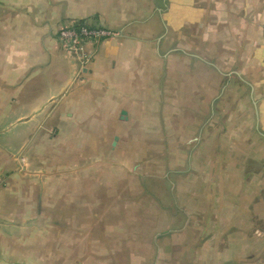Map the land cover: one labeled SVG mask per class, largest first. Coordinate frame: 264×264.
<instances>
[{
  "label": "crops",
  "instance_id": "obj_1",
  "mask_svg": "<svg viewBox=\"0 0 264 264\" xmlns=\"http://www.w3.org/2000/svg\"><path fill=\"white\" fill-rule=\"evenodd\" d=\"M79 22L114 32L81 73ZM6 68L0 264H264V0H8ZM157 142L164 197L94 229L92 174Z\"/></svg>",
  "mask_w": 264,
  "mask_h": 264
},
{
  "label": "rangeland",
  "instance_id": "obj_2",
  "mask_svg": "<svg viewBox=\"0 0 264 264\" xmlns=\"http://www.w3.org/2000/svg\"><path fill=\"white\" fill-rule=\"evenodd\" d=\"M6 62L8 63V0H0V84H4L5 74L8 72V68H6ZM157 147L158 149L156 163L154 161L149 162L148 157L141 158L136 157L132 153H128L125 154L124 157L123 163L126 170H124L123 173L121 172V169L110 168L109 173L107 174L109 178H104L106 174H101L100 172H94L92 174L93 186H96L93 190L94 203L92 206H90L91 212L94 216V219L92 220V226L94 229L101 228L103 225V227L106 226L108 230L120 229L125 230L126 233V230L133 228V214L142 215L149 213L151 204H149V200H151L150 198L152 196L153 200L155 198V195H153L152 192H149L150 186L152 187L153 185H156V189L158 191H162V197H164V185L158 183L163 179V171L165 169L163 142H157ZM110 156L112 155L110 154ZM114 161L115 160L112 161V165L115 164ZM151 164H157V167L161 168V170H157V179L150 177L151 173L153 176V168L151 170ZM132 165H135V176H133L131 173L125 172L128 171L133 173ZM155 180H158V182ZM61 186L62 198L72 196L70 191L68 190V179L62 180ZM133 186L135 189L133 188ZM49 193L51 195V189L47 190L46 195H49ZM138 195L139 197L141 196L140 199L138 198ZM101 200L102 203L98 204L97 202H100ZM135 201L136 203H133ZM46 206L49 211H52V204H48ZM73 207L72 209H70L69 205L67 204L62 203L61 205L62 212L73 211ZM87 207L88 205L82 206L81 209H85ZM153 207L154 206H152V211ZM105 214L108 215L106 218L107 220H103L104 216H106ZM100 219H102V222L100 221ZM142 223L143 226L146 227L149 224L148 220H143Z\"/></svg>",
  "mask_w": 264,
  "mask_h": 264
},
{
  "label": "built area",
  "instance_id": "obj_3",
  "mask_svg": "<svg viewBox=\"0 0 264 264\" xmlns=\"http://www.w3.org/2000/svg\"><path fill=\"white\" fill-rule=\"evenodd\" d=\"M113 34L110 28L79 22L61 27L57 32V39L63 48L71 53L77 72L81 73L94 59L96 44ZM20 159L24 160L23 157Z\"/></svg>",
  "mask_w": 264,
  "mask_h": 264
},
{
  "label": "water",
  "instance_id": "obj_4",
  "mask_svg": "<svg viewBox=\"0 0 264 264\" xmlns=\"http://www.w3.org/2000/svg\"><path fill=\"white\" fill-rule=\"evenodd\" d=\"M123 114H124V112H123Z\"/></svg>",
  "mask_w": 264,
  "mask_h": 264
}]
</instances>
